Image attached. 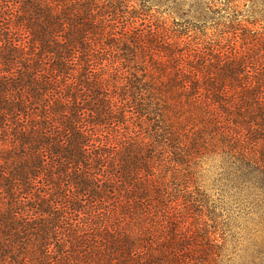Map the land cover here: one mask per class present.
<instances>
[{
  "label": "trees",
  "instance_id": "obj_1",
  "mask_svg": "<svg viewBox=\"0 0 264 264\" xmlns=\"http://www.w3.org/2000/svg\"><path fill=\"white\" fill-rule=\"evenodd\" d=\"M181 1L0 0V264H234L235 221L264 235V0Z\"/></svg>",
  "mask_w": 264,
  "mask_h": 264
},
{
  "label": "rangeland",
  "instance_id": "obj_2",
  "mask_svg": "<svg viewBox=\"0 0 264 264\" xmlns=\"http://www.w3.org/2000/svg\"><path fill=\"white\" fill-rule=\"evenodd\" d=\"M203 0H182L185 6L182 10H187L189 5H195ZM179 0H176L178 3ZM234 229L229 230V236H227L228 246L230 249L237 248L240 253V258L234 264H250L248 257L249 252L255 247L264 246V235L261 233L260 227L253 226L250 222L237 220L233 224ZM239 227V228H238ZM238 228V229H237ZM252 264H264V259L261 261H254Z\"/></svg>",
  "mask_w": 264,
  "mask_h": 264
}]
</instances>
